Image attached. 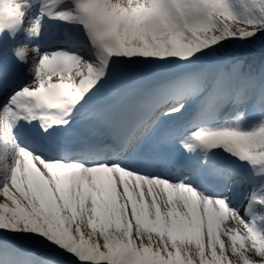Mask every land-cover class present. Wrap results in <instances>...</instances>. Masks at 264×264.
<instances>
[{"label":"snow or ice","instance_id":"snow-or-ice-1","mask_svg":"<svg viewBox=\"0 0 264 264\" xmlns=\"http://www.w3.org/2000/svg\"><path fill=\"white\" fill-rule=\"evenodd\" d=\"M28 3L0 0V33H26L0 41V264L19 248L26 264H264V192L228 198L250 182L239 162L264 171V55L249 58L264 50V0L47 10L83 25L94 59L62 47L66 31L33 43ZM21 119H39L46 143L22 145Z\"/></svg>","mask_w":264,"mask_h":264},{"label":"rangeland","instance_id":"rangeland-1","mask_svg":"<svg viewBox=\"0 0 264 264\" xmlns=\"http://www.w3.org/2000/svg\"><path fill=\"white\" fill-rule=\"evenodd\" d=\"M227 2H228L230 7H232L233 9L239 10L244 6V4L247 2V0H227ZM24 7L26 10L25 22H26V24H27V22L31 23L33 20L36 19V16H35L34 10H33L34 9V0H29V3L24 5ZM71 9H74V6L71 7L70 10ZM29 14H30V16H29ZM84 33H86V32L84 31ZM25 36H26V33L24 32L23 28H21L19 31L16 32L15 37L9 36V34L7 32L0 33V41L7 39L9 41V43H11L14 39L19 38L20 41L23 42ZM33 43H34V41H33ZM255 50H260V49H255ZM9 55L10 56L12 55L11 52H9ZM13 59H15V58H13ZM23 67L27 68L28 66L23 65ZM33 78H34V75L30 71H25L21 76V79L24 80V83L30 82ZM4 103H5V99H3L1 96L0 97V109L3 108ZM239 166H240L241 170L249 173V175L252 177V179H253V177L255 178L254 180H256V182L254 180H253V182H255V184L258 187L257 191L264 192V171L260 170L261 166L257 165L256 167L253 168V167L247 166V162H244V161L239 162ZM0 175H3L2 171H0ZM146 199H150V198L146 197ZM255 213L257 215L264 216V206L259 205V209ZM247 219H251V217H249ZM224 223L227 224V218H225ZM257 225H258V227L264 228V218L258 219ZM237 243L239 244V241ZM250 245H251V242L249 241L247 246L250 247ZM238 255H239V252H237V256ZM248 255L251 256L253 259H257V260L260 259V257L258 256V254L255 251L248 252ZM27 257H28L27 250L25 248H19V249H11L10 254L8 255L7 259L16 261L17 264H26ZM240 264H243L242 258L240 260Z\"/></svg>","mask_w":264,"mask_h":264},{"label":"bare ground","instance_id":"bare-ground-1","mask_svg":"<svg viewBox=\"0 0 264 264\" xmlns=\"http://www.w3.org/2000/svg\"><path fill=\"white\" fill-rule=\"evenodd\" d=\"M249 174V173H248ZM251 178V177H250ZM253 185V183L251 182V180H250V182L249 183H247V184H244V185H239L240 187H242V186H250V185ZM247 194H245V196H246ZM245 196H244V199H245ZM230 200V199H229ZM229 203H230V206H232V201H229ZM235 206H232V207H235V208H239L240 207V204H234ZM258 209H259V204L257 205V207H256V209H255V211H258ZM242 215H243V210H242ZM230 216V213L229 214H226V218H227V224L228 225H230V226H235V221H232V220H230L228 217ZM248 217H250V216H245V219H247Z\"/></svg>","mask_w":264,"mask_h":264},{"label":"trees","instance_id":"trees-1","mask_svg":"<svg viewBox=\"0 0 264 264\" xmlns=\"http://www.w3.org/2000/svg\"><path fill=\"white\" fill-rule=\"evenodd\" d=\"M260 55H264V50H255V49H251L249 51V58L252 59L254 57H258Z\"/></svg>","mask_w":264,"mask_h":264}]
</instances>
